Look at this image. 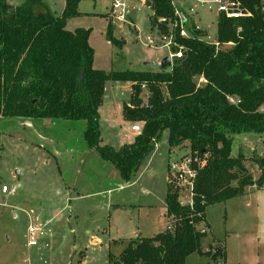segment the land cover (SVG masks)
I'll list each match as a JSON object with an SVG mask.
<instances>
[{"label":"trees","instance_id":"16d2710c","mask_svg":"<svg viewBox=\"0 0 264 264\" xmlns=\"http://www.w3.org/2000/svg\"><path fill=\"white\" fill-rule=\"evenodd\" d=\"M81 0H64L55 15L43 0H23L13 6L0 0V120H82L88 150L109 163L122 182H130L141 162L167 132L169 147L188 143L191 171L190 202L182 204L171 171L165 195L167 227L151 236L125 240L108 264H185L192 253L224 261V243L204 247L209 230L206 208L264 186V156H255L260 173L248 172L245 155H232L233 136L264 130V6L263 0H236L250 15L237 18L219 12L216 43L181 22L172 0H146L151 28L161 38L173 35L170 71L95 69L90 29H66V21L80 14ZM185 19V18H184ZM107 37L118 47L123 40ZM201 79V81H200ZM107 80L131 82L123 118L141 122L130 143L115 149L101 144L98 107ZM170 169V168H169ZM204 223L203 225H201ZM215 262V263H213Z\"/></svg>","mask_w":264,"mask_h":264},{"label":"rangeland","instance_id":"374dc122","mask_svg":"<svg viewBox=\"0 0 264 264\" xmlns=\"http://www.w3.org/2000/svg\"><path fill=\"white\" fill-rule=\"evenodd\" d=\"M43 1L52 12L61 13L64 0ZM120 1L124 3L123 17H119L121 9L112 15L113 0H81L80 14L67 19L66 29H90L88 42L95 69L107 74L125 69L154 70V64L171 53L166 39L151 28V11L145 0ZM182 1H187L189 8ZM199 1L172 3L183 9L180 16L185 14L187 33V27L199 26L202 40L216 43L218 2ZM110 24L113 38L123 40L121 47L107 37ZM130 92L129 81L105 82L98 107L101 144L117 149L133 141L132 125L141 127V122L127 121L122 115ZM24 121L0 120V264H108L109 252L117 255L125 240L135 237L132 229L151 236L167 227V175L170 165L189 152L187 142L171 148L164 132L131 183L123 184L116 170L95 151L80 152L87 150L84 121L37 120L44 126L37 121L29 126ZM238 152L245 155L244 165L256 179L260 170L253 157L264 156V130L234 135L231 153ZM79 155L84 156L81 159ZM2 185L8 193L1 192ZM107 185L112 188L105 191ZM246 192L250 194L206 208L211 230L226 247L227 264H264V186L247 187ZM179 200L190 202L189 186H182ZM31 225L38 230L33 246L28 245ZM212 236L208 230L201 243ZM207 262H212L209 256L192 253L185 264Z\"/></svg>","mask_w":264,"mask_h":264},{"label":"built area","instance_id":"2783aa9c","mask_svg":"<svg viewBox=\"0 0 264 264\" xmlns=\"http://www.w3.org/2000/svg\"><path fill=\"white\" fill-rule=\"evenodd\" d=\"M218 2V6H217V14L219 12L224 13L226 16L228 17H233V18H237V17H241V16H248L250 15V13L248 11H244L241 9L240 4L238 1L236 0H217ZM199 3H203L205 4L206 2L203 0H200ZM263 6H264V0H263ZM124 7V3L121 2L120 0H113L112 3V10L111 13L112 15L114 14V10L115 9H123ZM190 12H193V9L190 8L189 9ZM126 12V10H125ZM179 18L181 19V22L184 20V16H180V13L178 14ZM119 17H123V11L119 14ZM181 32L180 34L183 36L188 35V33L184 30V26L182 25L181 27ZM195 29L200 30L199 26L194 25ZM166 39V44L167 46L170 48L171 46L175 45V42L173 40V35L170 34L169 36L163 38ZM183 56V49L181 47H179L177 50H175L173 53H170V57H176V58H180ZM132 131L139 133L141 130V127L138 124H134L131 126ZM188 158H181V160L177 163H173L170 165V171L174 176L175 179V183L176 185L182 187L184 185L189 186L190 188V181L188 180V178L191 176V171L188 168ZM1 192L3 193H8V188L5 185L1 186ZM28 233L30 235V240H29V245H34L35 244V233H36V228L33 226H29L28 227ZM216 264H222L220 261L217 262Z\"/></svg>","mask_w":264,"mask_h":264},{"label":"crops","instance_id":"0c3cea01","mask_svg":"<svg viewBox=\"0 0 264 264\" xmlns=\"http://www.w3.org/2000/svg\"><path fill=\"white\" fill-rule=\"evenodd\" d=\"M11 5H13V6H16V5H19V4H13V3H11V1L10 0H7ZM23 1V0H22ZM146 1V0H145ZM145 1H144V4H145ZM182 2H185V1H182ZM64 4H65V2H64ZM79 5V4H78ZM184 5H186V6H188V2L186 1L185 2V4ZM63 8H64V6H63ZM175 8H176V11H177V13L179 14L180 13V10H183L181 7H176L175 6ZM188 8H189V6H188ZM63 10V9H62ZM62 12V11H61ZM55 15H59V14H56L55 12H53ZM183 15H185L184 13H183ZM184 22H186V19H184ZM200 28V27H199ZM201 29V28H200ZM201 80V79H200ZM25 121H27V120H25ZM29 122H30V125L29 126H33L34 125V123L37 121V120H28ZM46 122H48L47 120H45ZM37 122H39V121H37ZM23 123H25V122H23ZM44 124L45 123H40L39 122V125H43L44 126ZM130 130H131V133H133V135H134V137H135V135L137 134L136 132H134V131H132V129L130 128ZM130 143V142H129ZM85 151H87L88 152V149L87 150H80V152H85ZM89 151H92V150H89ZM84 154V153H83ZM80 156V158L82 159L83 158V156L82 155H79ZM121 181V180H120ZM132 181V180H131ZM131 181H130V183H131ZM121 183H123V184H127V183H129V182H122L121 181ZM120 186H122V185H120ZM68 188H70V186H68ZM112 188V186H110V185H107L106 187H105V191H108L109 189H111ZM248 194H250V193H245L244 195H242V196H245V195H248ZM118 205V204H117ZM119 206V205H118ZM253 214L255 215V217H257L258 215H259V210L257 209V207H255V210L253 211ZM13 215H15V212L13 211ZM205 221H206V223L209 225V231H211L212 232V238L209 240V241H207L205 244H202V246L204 247V249H207V247H209V246H211V247H214V246H216V244L218 243V242H216V241H214V239H217L216 238V236H215V233H214V231L213 230H211L212 229V227H211V225L207 222V220H206V211H205ZM32 226V225H31ZM34 227V226H33ZM36 228V227H35ZM37 228H36V233H35V236H36V234H37ZM133 233H134V236H142V237H145V236H143V235H141L140 233L138 234V233H136V231L134 230V229H132L131 230ZM27 234H28V239L30 240V235H29V233H28V229H27ZM35 238V237H34ZM129 239H131V237L129 238ZM28 245H29V242H28ZM35 245V244H34ZM224 245V244H223ZM29 246H33V245H29ZM224 248H225V259H224V262L223 263H225V264H227L228 263V254H227V250H226V247H225V245H224Z\"/></svg>","mask_w":264,"mask_h":264},{"label":"water","instance_id":"95a60500","mask_svg":"<svg viewBox=\"0 0 264 264\" xmlns=\"http://www.w3.org/2000/svg\"><path fill=\"white\" fill-rule=\"evenodd\" d=\"M171 57L170 55L165 56L159 63L154 64L155 70H164L166 72L170 71ZM26 125H30V122L24 121Z\"/></svg>","mask_w":264,"mask_h":264}]
</instances>
